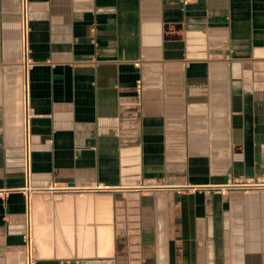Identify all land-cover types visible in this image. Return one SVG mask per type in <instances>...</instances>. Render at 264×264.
<instances>
[{
    "label": "crops",
    "instance_id": "1",
    "mask_svg": "<svg viewBox=\"0 0 264 264\" xmlns=\"http://www.w3.org/2000/svg\"><path fill=\"white\" fill-rule=\"evenodd\" d=\"M29 28L24 75L0 0V264L27 214L35 264H264V0H30Z\"/></svg>",
    "mask_w": 264,
    "mask_h": 264
},
{
    "label": "built area",
    "instance_id": "2",
    "mask_svg": "<svg viewBox=\"0 0 264 264\" xmlns=\"http://www.w3.org/2000/svg\"><path fill=\"white\" fill-rule=\"evenodd\" d=\"M29 12H30V0H19V28H20V47H21V57L19 65L24 73H27L28 69L32 65L33 61L30 56L29 49ZM139 88V87H138ZM22 148H23V168L26 178L29 179L31 170V141H30V119L33 115L32 109L29 102V89L27 80L22 79ZM246 184L244 182L238 181L232 183V185L240 186ZM253 184V183H252ZM57 191H65L68 186L62 185L57 182H53L50 185ZM29 200H28V211H29ZM22 255L23 264H35V243L32 238L31 222L29 220V214H27L26 220V230L23 235V245H22Z\"/></svg>",
    "mask_w": 264,
    "mask_h": 264
}]
</instances>
